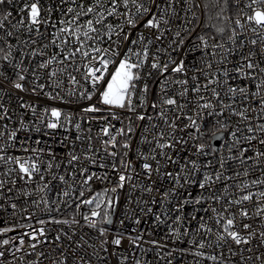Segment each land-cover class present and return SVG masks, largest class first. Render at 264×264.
I'll list each match as a JSON object with an SVG mask.
<instances>
[{
    "label": "snow or ice",
    "instance_id": "1",
    "mask_svg": "<svg viewBox=\"0 0 264 264\" xmlns=\"http://www.w3.org/2000/svg\"><path fill=\"white\" fill-rule=\"evenodd\" d=\"M12 90L35 99L18 97L31 121L9 131ZM0 122V212L41 225L0 218V264H68L51 245L71 236L50 241L48 224L95 233L74 242L75 264H153V251L156 264H264V0H0ZM30 124L45 139H21ZM53 180L67 188L50 201ZM62 208L70 219L50 215Z\"/></svg>",
    "mask_w": 264,
    "mask_h": 264
},
{
    "label": "built area",
    "instance_id": "2",
    "mask_svg": "<svg viewBox=\"0 0 264 264\" xmlns=\"http://www.w3.org/2000/svg\"><path fill=\"white\" fill-rule=\"evenodd\" d=\"M42 3L45 2V0H41ZM198 12V10H197ZM199 14V13H198ZM16 16V13L15 11L13 12V17ZM197 31H200L199 28H197ZM219 41L220 43H224L225 45H227L228 41H227V38L226 39H222V40H217ZM211 42V41H210ZM191 44V41H186V45L190 46ZM50 54L54 51V49H52L51 47L47 50ZM193 52H195V50H193ZM196 55H199V53H195ZM191 55L192 53H189V56L188 58L191 59ZM231 60V58H230ZM114 68L113 67H110L109 68V71H113ZM10 74V73H9ZM150 87L152 88H155V85L154 84H150ZM18 97H23V99L25 101H33L35 98L34 97H31L28 93H24V92H18L16 90H12L10 92H8L6 95H5V99H4V103H5V106L6 107H9L10 110L12 111V116H13V119L12 121H9V131L13 130L15 127L18 126V118L20 116H24L25 118V121L26 122H30L31 121V116L29 113H26L25 110L21 109L19 107L20 103L22 102L20 99H18ZM39 105L40 107H44L46 105H54V106H58V107H61V108H64L65 110L68 108V105H63V104H60L58 101H49V100H46V99H41L39 102ZM150 111V110H149ZM4 122H0V124H2ZM112 123L116 124L117 127H120V123L118 121H112ZM125 123H127V121H125ZM137 123H141V122H137ZM210 123V122H209ZM83 127L85 129H87L88 125L87 124H84ZM99 127L100 125L99 124H96L94 123L93 124V132L91 133L93 136H95L98 131H99ZM43 131L41 133H37L35 132L34 130V126H32L30 124V131L28 132H20L18 133V136L23 139V137H25L26 135L27 136H31L33 138V140L39 138V139H45V137L43 136ZM64 133L63 131H59L52 139L51 141V146H52V149L54 150V152L56 153L57 157L59 159H63L64 157V153H65V149L63 148V146H61L60 144H58L56 141L58 139H61L63 137ZM227 133H225V138L224 139H221L219 143H224L225 140L227 139ZM138 139H139V133L137 131V134H136V137L133 139L132 141V144H133V148L136 147V144L138 142ZM205 143H208V144H214L213 143V140H210L208 138H205L204 140ZM95 143V142H94ZM95 146L96 147H99V144L98 143H95ZM257 147H259V145H257ZM15 155H19L20 153L19 152H15L13 153ZM103 153H101L102 155ZM224 154L226 155V150H224ZM208 159H211V157H207ZM66 164V161L64 162ZM233 167H237L236 165H233ZM77 172H78V169H76ZM54 172H56L58 175L60 174H65L64 173V165H62V169L61 170H56L54 169L53 170ZM259 173H257L258 175ZM46 176V180L47 179H50L51 178V173H46L45 174ZM13 178H15V175L13 176ZM38 177H37V181H38ZM77 180H79V177H77ZM35 186V182L32 183V184H28V185H24L23 182H19L17 187H25L27 188L28 190H32ZM103 186H108V187H111L110 184H107V185H101L99 184L98 182L94 183L93 184V191H96V190H99V188L103 187ZM67 188V185L64 184L62 185L58 180H53L51 182V185H50V188L47 192V196L46 198L49 199L50 201L52 200H56L58 199L57 197V193L60 192L62 189H66ZM196 193V189H193V195H195ZM126 194V190L125 192H120L119 193V196H120V200H121V203L120 205L117 207L116 209V213H115V216H114V220L116 221V223L112 226L113 229H116V228H119L120 225H119V219L122 217L123 215V211H124V207H125V204H126V201L124 200V196ZM33 198H38L37 197H33ZM145 199H147V195H145ZM28 201H26L23 197L21 198V200L18 202L20 203L21 205L27 203ZM43 207V206H42ZM53 208L56 207L55 204L52 205ZM29 210L32 211V208H31V205H29ZM81 211H88L87 208H84V209H81ZM187 212H192V207H188L186 209ZM202 214V213H201ZM22 215H26V213H21L19 216L15 217V218H12V217H9L8 216V213L6 212H0V218H7L10 220V222L12 223H15L17 226L19 224H26V223H32L34 224L36 227H40L41 225H38V224H35V220H24V219H21L20 216ZM51 216L57 218V219H63V218H71L72 216V209H63L62 208V211L60 213H57L55 211H53L51 214ZM36 217L38 219H49V214L45 211V212H41L39 210H36ZM79 218V217H77ZM152 223V219L151 218H148V223L147 224H142L141 227H149ZM81 224H83V221H81ZM0 226H4L2 223H0ZM44 227L47 229V236H48V239L50 241H54V238L55 236L57 235V233L63 229V231L65 233H68L69 236H71V240H69L66 236H62V239L60 242L58 243H55L53 245H51V247L54 249V252H53V255L55 254H58L59 251L61 250V248L64 250V252L66 254L69 255V260H68V264H75V259L74 257L71 255V253L73 252H79L81 254L84 253V248H76V244L74 242H77L79 241V237L81 235H85V238L87 239L88 238V235L87 234H91L92 236L95 235V233L87 228V227H79V226H72L71 228L67 225H60V224H48V225H44ZM137 227L136 225L132 224L131 222H127L125 225H124V228L127 230V231H131L133 228ZM72 229H75V234L73 235V232H72ZM19 232H24V231H30V229H18ZM153 231V236L151 238L153 239H157L159 240L163 234V226H161L160 228L158 229H150ZM17 233H9V235H16ZM127 245V242L125 241V246ZM42 247H45V251L48 250L47 246H42ZM91 249H87V252L88 253H91ZM149 259L153 261V264H156L155 262V251L149 253ZM93 261H94V264H95V260L93 258ZM44 264H48V261H44ZM109 264H116V260L115 258H110V261H109ZM160 264H163V262L161 261ZM176 264H183L182 261L179 260V258H177V261H176Z\"/></svg>",
    "mask_w": 264,
    "mask_h": 264
},
{
    "label": "trees",
    "instance_id": "3",
    "mask_svg": "<svg viewBox=\"0 0 264 264\" xmlns=\"http://www.w3.org/2000/svg\"><path fill=\"white\" fill-rule=\"evenodd\" d=\"M215 21H213V23H214ZM227 33H225V35H224V37H223V39H226L227 38ZM217 40H222L219 36H217Z\"/></svg>",
    "mask_w": 264,
    "mask_h": 264
},
{
    "label": "water",
    "instance_id": "4",
    "mask_svg": "<svg viewBox=\"0 0 264 264\" xmlns=\"http://www.w3.org/2000/svg\"><path fill=\"white\" fill-rule=\"evenodd\" d=\"M219 142H220V141H219ZM213 143H214V144H216V143H217V141H216V140H213Z\"/></svg>",
    "mask_w": 264,
    "mask_h": 264
}]
</instances>
